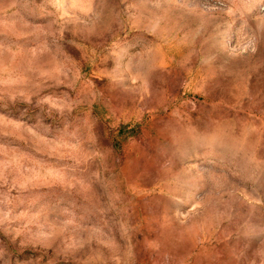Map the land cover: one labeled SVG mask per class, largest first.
<instances>
[{
	"label": "rangeland",
	"instance_id": "374dc122",
	"mask_svg": "<svg viewBox=\"0 0 264 264\" xmlns=\"http://www.w3.org/2000/svg\"><path fill=\"white\" fill-rule=\"evenodd\" d=\"M0 264H264V0H0Z\"/></svg>",
	"mask_w": 264,
	"mask_h": 264
}]
</instances>
